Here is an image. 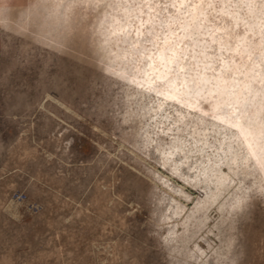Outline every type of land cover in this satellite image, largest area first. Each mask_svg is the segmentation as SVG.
I'll return each mask as SVG.
<instances>
[{"label": "rangeland", "instance_id": "374dc122", "mask_svg": "<svg viewBox=\"0 0 264 264\" xmlns=\"http://www.w3.org/2000/svg\"><path fill=\"white\" fill-rule=\"evenodd\" d=\"M9 2L0 264H264V162L239 128L215 120L233 105L217 107L227 95L208 90L226 83L200 82L198 108L187 111L171 101L157 109L163 97L132 81L145 78L164 34L190 24L189 74L198 79L206 55L215 68L229 61L224 76L242 66L248 86L232 89V117L263 147L264 82L252 75L264 73V0H188L182 10L178 0ZM207 2L193 21L192 5Z\"/></svg>", "mask_w": 264, "mask_h": 264}, {"label": "bare ground", "instance_id": "6f19581e", "mask_svg": "<svg viewBox=\"0 0 264 264\" xmlns=\"http://www.w3.org/2000/svg\"><path fill=\"white\" fill-rule=\"evenodd\" d=\"M187 1L188 0H178V2H177L178 3V5H177L178 9L182 10V6H184L187 3ZM242 2L244 4H247V6L249 7L251 5V3L254 2V0H242ZM196 4L192 5L193 13H195L193 15V18H192L193 21L196 20V19L197 20L200 19V17L203 14H205V10L208 9L207 7H209V5H210V3L207 2L206 5H204L200 9H198ZM192 8H190V9H192ZM152 10H153V8H152ZM187 13H189V11H185L183 13V15H186ZM126 15H129L128 19H131L132 15H130L129 12H127ZM233 18L235 19V25H237L239 23V22H237L238 18H236L234 15H233ZM261 19L262 18H260L259 20H261ZM259 20L257 22H255V25L257 27H259V29H260V28L263 27V24ZM146 22H148V20ZM151 22H152V20H151ZM144 24L145 23L143 22L142 25H144ZM129 25H130V23H129V21H127V23H125L118 30H115V32L125 31L128 28ZM188 25H190V24H186L184 22L182 25H179V27H177L175 29H170L169 30V34H167V35L164 34V37L162 38V43H161L157 53L155 55H153V56L149 55L151 60L146 65V67H148V69L144 68L143 70L139 71V74L140 73H144L145 74V78H143L141 81H136V80H132V81L137 86L142 87L145 90L147 89V90L154 91L157 96L160 95V96L163 97L162 100L160 99V101H159V103L157 105V109H161L165 101L166 102L167 101H171L172 103L173 102L179 103L180 105L185 107L187 109V111L195 110V109L198 108V101H199V98H200V96L202 94V91L199 90V88L197 87L200 82H204L205 84H206V82H210V83H213V84H215L217 86H219L218 83L220 81H222V83H226V84H223L219 88H216V89H214V88L211 89L210 87H208V88H210V90H208V92H210L211 95H212V93H216V92H218V95L221 96V97H222V95H227L225 98L224 97L223 98H219V99H221V103L219 102L220 100L217 101V104H216L217 107H222L223 105H231V104L233 105V107L231 108V111H229L227 113H221L218 116H215V120L218 121L221 124L228 125V126H230L232 128L233 127H236L237 129L239 128V135H242L244 137L243 141H244V145L246 144V146H247L246 148L248 150V153L255 154V157L257 158V160L261 161V163H263L264 162V145H263V147H258L256 145L257 144L256 136L252 135V133L248 132L246 128H244V127H242L240 125L239 117H236V118L232 117V115L234 113L236 114V108H235L234 104H237L238 103V99H239L238 98L239 92H237V96L235 98H231L229 96L230 94H233L232 89H236V88L240 87V92H241L242 91V87L248 86V85H246V83H242L241 84L238 81V77L237 76L241 73L240 70H241L242 66H238L237 65L238 67L236 66L232 71L230 70L231 71V73L229 72L230 74H227V76H224V75H222V73L228 67H230L229 63H227L229 61H227V62L223 61L222 64H220L221 66L219 65L220 67L215 68L213 66V64H212V61H211V57H210L211 55L210 56L206 55L205 56V61H204V66L202 67L203 70L200 69L202 71H200V73L197 72L198 73V79L196 80L194 77H191V75L188 72L190 70L189 66H190L191 56H190L189 52H187L185 50V48L181 47V44L183 43L182 35L187 30V26ZM247 29H248V31H252L254 34H256L252 28L249 27ZM179 30H181V33H177ZM139 31H140V29H139ZM245 31H246V29H245ZM214 32H215V30H214ZM212 37H214V36H212ZM239 37H241V36H239ZM213 40H214V42L218 43L217 44V46L219 48L218 50H221V49H223L225 47V44L221 43L222 39H218L217 38V39H213ZM241 40L242 39H240V41ZM157 41H158V39H157ZM238 49L232 47L231 50L236 51V53H240V51L237 52ZM242 51H244V50H241V52ZM245 53H247V52H245ZM258 53H260V52H258ZM248 54H250V53H248ZM248 54H247V56H251L252 55V54H250V55H248ZM260 55H261V53H260ZM258 57H260V56H254V59L252 60V65L256 66L258 64L257 63V59H259ZM245 67L246 66H244V68ZM207 71H212V74L208 75ZM252 78H253L254 81H256L257 83L261 84V83L264 82V73H260L259 71H257L255 74L252 75ZM137 80H138V78H137ZM212 80H213V82H211ZM161 81H166L165 82L166 83V87L163 90L153 87L154 84H156L157 82L160 83ZM196 88H198V90H196ZM203 88H204V86H203ZM261 90H264V88L263 89H259L257 92H260ZM236 91H234L235 94H236ZM206 94H207V92H206ZM255 95L256 94H254V97H255ZM212 96H214V95H212ZM207 97H209V96L207 95ZM231 101H233V102H231ZM177 114H178V121H179V118L185 117L184 113H182V112H178ZM255 146H257L256 148H259L258 151L256 150ZM256 151H257V153H256Z\"/></svg>", "mask_w": 264, "mask_h": 264}, {"label": "crops", "instance_id": "0c3cea01", "mask_svg": "<svg viewBox=\"0 0 264 264\" xmlns=\"http://www.w3.org/2000/svg\"><path fill=\"white\" fill-rule=\"evenodd\" d=\"M9 0H0V56L2 55L3 51V34H4V26H3V18L6 13L7 7L10 6Z\"/></svg>", "mask_w": 264, "mask_h": 264}]
</instances>
